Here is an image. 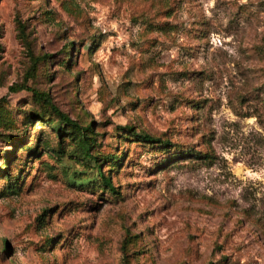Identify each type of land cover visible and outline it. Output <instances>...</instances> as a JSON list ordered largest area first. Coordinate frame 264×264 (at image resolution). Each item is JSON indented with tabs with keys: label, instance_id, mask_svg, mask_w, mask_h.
I'll use <instances>...</instances> for the list:
<instances>
[{
	"label": "rangeland",
	"instance_id": "374dc122",
	"mask_svg": "<svg viewBox=\"0 0 264 264\" xmlns=\"http://www.w3.org/2000/svg\"><path fill=\"white\" fill-rule=\"evenodd\" d=\"M3 167L0 264H264V0H0Z\"/></svg>",
	"mask_w": 264,
	"mask_h": 264
},
{
	"label": "trees",
	"instance_id": "16d2710c",
	"mask_svg": "<svg viewBox=\"0 0 264 264\" xmlns=\"http://www.w3.org/2000/svg\"><path fill=\"white\" fill-rule=\"evenodd\" d=\"M72 47V44L70 45ZM68 49V48H67ZM72 49V48H71ZM68 53V51H67ZM44 58H47L45 56ZM27 89L30 90V92L33 93L34 98L44 104L48 105L51 109V111L56 115L57 121L55 120L53 122V130L56 132L59 144H62L65 140H63L64 137L68 136L71 137L72 140H74L77 143V149L79 150V157H81L83 160H91L93 159L97 165L98 168V173L100 177V187H102L104 190L111 192L115 194L116 187L112 183V178L107 177L103 172H102V166L103 164H99V159L95 157L94 154V148L96 146V139H95V130H94V124L93 122L90 123L89 125L83 126L82 124L78 123V121L72 120L70 117L62 113L53 103L51 98L49 97L48 94L46 93H41L38 92L34 89H29L27 88L26 85L20 87L19 89L16 88H11V91H19ZM128 134H131L132 137H134L137 141L149 144L152 146H161L164 147L165 149L168 148L171 143L169 141H165L161 138L153 137L151 135L145 134V133H137L136 130L133 127H126L125 135L130 136ZM130 136V137H131ZM15 139H18V137H11L9 140L11 143ZM16 143L21 144L22 141H17ZM14 145V144H12ZM74 153L77 151L76 147ZM9 153L6 154V156L3 158V166H8L9 167V162L11 158H9ZM119 162V161H115ZM0 172L4 174V178L7 181H11V169H7L3 167L0 168ZM18 184V178L13 179L11 182V189L15 188L16 185ZM4 248H8V245L4 241Z\"/></svg>",
	"mask_w": 264,
	"mask_h": 264
}]
</instances>
